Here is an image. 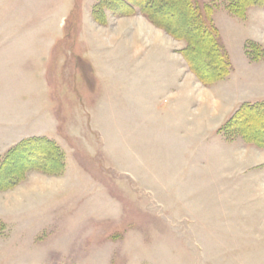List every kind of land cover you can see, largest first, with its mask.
Segmentation results:
<instances>
[{"label":"rangeland","instance_id":"374dc122","mask_svg":"<svg viewBox=\"0 0 264 264\" xmlns=\"http://www.w3.org/2000/svg\"><path fill=\"white\" fill-rule=\"evenodd\" d=\"M100 2L0 0V159L43 136L64 160L0 191V264H264V147L221 130L264 101V58L244 51L264 49V9L214 1L232 67L206 86L185 40L139 13L101 24Z\"/></svg>","mask_w":264,"mask_h":264},{"label":"trees","instance_id":"16d2710c","mask_svg":"<svg viewBox=\"0 0 264 264\" xmlns=\"http://www.w3.org/2000/svg\"><path fill=\"white\" fill-rule=\"evenodd\" d=\"M163 5L169 6L173 12L180 14V21L162 22L160 12ZM217 6L216 2L203 4L198 0H101L93 7V16L97 22L105 24L102 13L104 10H109L116 16L139 13L174 39L185 40L186 49L180 53L189 70L207 86L225 79L232 67L229 55L221 43L219 31L212 21V15ZM251 6H264V0H225L224 9L233 17L244 19L246 10ZM244 47L250 61L264 58V49L254 42H247ZM252 50L253 54L259 55L249 56L248 52ZM211 63L215 65L212 66ZM250 118L255 119L254 123L249 120ZM261 121H264V101L253 104L244 103L238 107L221 130L227 136L236 133L246 142L264 147V129L256 127ZM251 126L255 129H250ZM34 155H39L40 162H16L22 158L29 159ZM63 161L62 152L52 140L40 137L22 140L0 159V191L8 190L21 182L29 171L43 172L46 175L60 174L64 166ZM3 228L4 225L0 221V231Z\"/></svg>","mask_w":264,"mask_h":264},{"label":"crops","instance_id":"0c3cea01","mask_svg":"<svg viewBox=\"0 0 264 264\" xmlns=\"http://www.w3.org/2000/svg\"><path fill=\"white\" fill-rule=\"evenodd\" d=\"M203 1V0H202ZM215 0H211V1H209V2H214ZM216 1H219V0H216ZM204 3H206L205 1H203ZM209 2H207V3H209ZM221 6V8H223L224 9V7L222 6V5H220ZM219 6V7H220ZM252 9H264V6H253V7H249L248 9H247V14H246V18H247V15H248V13H249V11L250 10H252ZM217 10V9H216ZM215 10V11H216ZM214 11V12H215ZM224 11L226 12V10L224 9ZM227 13V12H226ZM213 15H214V13H213ZM231 16V15H230ZM231 17H233V16H231ZM234 18H236V17H234ZM245 18V19H246ZM237 19V18H236ZM244 19V20H245ZM238 20H240V19H238ZM244 20H241V21H244ZM216 27V26H215ZM217 28V27H216ZM219 31V30H218ZM219 36H220V32H219ZM220 40H221V36H220ZM247 42V41H246ZM245 42V43H246ZM249 42V41H248ZM221 43L223 44V42H222V40H221ZM245 45V44H244ZM223 46H224V44H223ZM224 48H225V50H226V47L224 46ZM227 51V50H226ZM228 53V52H227ZM229 55V54H228ZM229 59H230V57H229ZM31 138H33V136H30ZM37 137V136H36ZM27 138H29V137H27ZM41 138H43V136L41 137ZM46 138V137H45ZM46 139H48V138H46ZM50 140V139H49ZM6 152H7V150H6ZM30 173V172H29ZM31 173H34V171H31ZM26 179H28V178H26ZM26 183V182H25Z\"/></svg>","mask_w":264,"mask_h":264},{"label":"bare ground","instance_id":"6f19581e","mask_svg":"<svg viewBox=\"0 0 264 264\" xmlns=\"http://www.w3.org/2000/svg\"><path fill=\"white\" fill-rule=\"evenodd\" d=\"M202 46H204V45H202Z\"/></svg>","mask_w":264,"mask_h":264}]
</instances>
